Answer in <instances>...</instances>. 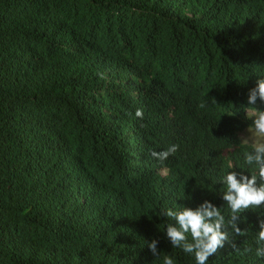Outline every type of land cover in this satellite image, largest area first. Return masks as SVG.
Listing matches in <instances>:
<instances>
[{
	"label": "trees",
	"instance_id": "16d2710c",
	"mask_svg": "<svg viewBox=\"0 0 264 264\" xmlns=\"http://www.w3.org/2000/svg\"><path fill=\"white\" fill-rule=\"evenodd\" d=\"M261 75L264 0H0V264H195L161 209L224 204ZM242 215L209 264H264Z\"/></svg>",
	"mask_w": 264,
	"mask_h": 264
},
{
	"label": "clouds",
	"instance_id": "9594fccd",
	"mask_svg": "<svg viewBox=\"0 0 264 264\" xmlns=\"http://www.w3.org/2000/svg\"><path fill=\"white\" fill-rule=\"evenodd\" d=\"M258 100L264 102V75L257 76L255 87L247 94L248 106L243 109L245 119L251 121L247 134L239 138L243 161L235 169L229 163L228 168L233 170L219 177L223 186L220 199L224 204L218 206L212 200L204 199L195 207L173 204L161 209L162 216L174 221L165 226L166 239L173 249L193 256L195 264H209V258L226 242L232 243L234 236L247 235L249 229L240 225L247 222V217L242 214L249 211L257 214L258 230L254 236L255 247L247 246L244 251L254 253L257 260H264V109L255 107ZM135 116L142 120L143 110L137 109ZM179 147L170 144L162 151L150 150V154L164 165ZM169 172V168L162 167L160 175L167 177ZM145 244L154 257L161 255L158 239H145ZM232 246L235 247V243ZM163 264H176V260L173 255H164Z\"/></svg>",
	"mask_w": 264,
	"mask_h": 264
},
{
	"label": "rangeland",
	"instance_id": "374dc122",
	"mask_svg": "<svg viewBox=\"0 0 264 264\" xmlns=\"http://www.w3.org/2000/svg\"><path fill=\"white\" fill-rule=\"evenodd\" d=\"M246 134H247V130H246L245 132H243V133L241 134V136L246 135Z\"/></svg>",
	"mask_w": 264,
	"mask_h": 264
}]
</instances>
